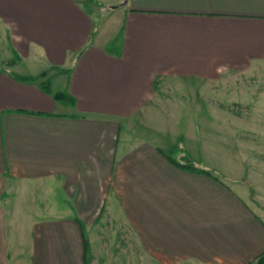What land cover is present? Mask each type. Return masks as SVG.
<instances>
[{
    "label": "crops",
    "instance_id": "crops-1",
    "mask_svg": "<svg viewBox=\"0 0 264 264\" xmlns=\"http://www.w3.org/2000/svg\"><path fill=\"white\" fill-rule=\"evenodd\" d=\"M105 1L97 40L77 0H0V264H248L264 156L226 142L215 87L264 67V0ZM201 130L227 180L166 158L201 167Z\"/></svg>",
    "mask_w": 264,
    "mask_h": 264
},
{
    "label": "rangeland",
    "instance_id": "rangeland-1",
    "mask_svg": "<svg viewBox=\"0 0 264 264\" xmlns=\"http://www.w3.org/2000/svg\"><path fill=\"white\" fill-rule=\"evenodd\" d=\"M77 2L83 9L92 12L95 22L94 35H98L97 40H101L103 37L106 38V35L111 33V29L108 26L109 22L113 20L112 16L115 15V10L108 9L109 5L107 6L108 2L105 0H77ZM109 4H112V1ZM37 65V63H33L31 58H28L22 63V66L13 70L18 72L38 71ZM225 80V83H220L215 87V91L226 93L233 100L231 105L225 102L226 111L223 108L220 109L221 111L218 109L220 118L218 127L228 136L226 142L244 145L241 150L240 147L235 148L237 152L241 151L244 153V158L246 157L250 161L254 160L256 156L262 157V155L264 156V147L257 148L255 143L258 138H261V133L257 130H259L260 126L264 127V67L249 69L246 72L230 73V76ZM43 81L47 82L49 80L45 78ZM185 89L184 86L183 90ZM51 90H53L52 87ZM228 107L230 111H228ZM261 113L263 115H260ZM200 128H203L202 117ZM212 139V133H200L198 154L193 155V157H197L196 159L201 161V167L205 166L209 172L217 177L224 176L227 180L228 176H232V171L229 172L230 166L224 162L226 154L222 156V158L224 157L222 161L221 155L214 156L213 153L226 151L228 146L225 145L222 150L221 143L214 139L216 141L214 149L212 146L214 141L212 142ZM233 163L231 166L236 170L235 168L239 167V165L236 161ZM231 186L236 190L234 185ZM40 202L42 203V201Z\"/></svg>",
    "mask_w": 264,
    "mask_h": 264
},
{
    "label": "trees",
    "instance_id": "trees-1",
    "mask_svg": "<svg viewBox=\"0 0 264 264\" xmlns=\"http://www.w3.org/2000/svg\"><path fill=\"white\" fill-rule=\"evenodd\" d=\"M94 33H95V31H93L92 36L94 35ZM80 52L81 51H79V53ZM44 75H45V73H41V74H39L37 76L24 77L23 79L27 80V81H36L37 79H39L40 77H42ZM47 83H48V81L47 82L42 81L39 85H40V87L43 90L47 91L48 90ZM57 96H59V95H53V97H57ZM166 158L168 159V161L171 164H173V165H175V166H177L179 168L186 169V170L191 171V172H197V173L205 174L207 176H211L210 172L207 169H204V168H201V167H195L189 161H187V162L185 161L184 163H179L171 156H168ZM211 177L216 180L215 177H213V176H211ZM250 264H264V252L261 253L260 255H258L253 261L250 262Z\"/></svg>",
    "mask_w": 264,
    "mask_h": 264
},
{
    "label": "water",
    "instance_id": "water-1",
    "mask_svg": "<svg viewBox=\"0 0 264 264\" xmlns=\"http://www.w3.org/2000/svg\"><path fill=\"white\" fill-rule=\"evenodd\" d=\"M112 8H115V6H111Z\"/></svg>",
    "mask_w": 264,
    "mask_h": 264
}]
</instances>
